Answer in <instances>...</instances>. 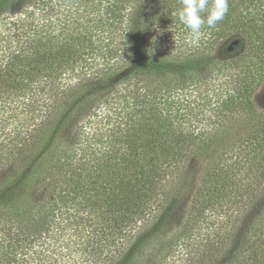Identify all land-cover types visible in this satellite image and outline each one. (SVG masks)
Masks as SVG:
<instances>
[{
    "label": "trees",
    "instance_id": "obj_1",
    "mask_svg": "<svg viewBox=\"0 0 264 264\" xmlns=\"http://www.w3.org/2000/svg\"><path fill=\"white\" fill-rule=\"evenodd\" d=\"M180 8L0 0V264H264V0Z\"/></svg>",
    "mask_w": 264,
    "mask_h": 264
},
{
    "label": "clouds",
    "instance_id": "obj_2",
    "mask_svg": "<svg viewBox=\"0 0 264 264\" xmlns=\"http://www.w3.org/2000/svg\"><path fill=\"white\" fill-rule=\"evenodd\" d=\"M228 11L229 0H181L178 20L194 37H199L202 26L216 27Z\"/></svg>",
    "mask_w": 264,
    "mask_h": 264
},
{
    "label": "rangeland",
    "instance_id": "obj_3",
    "mask_svg": "<svg viewBox=\"0 0 264 264\" xmlns=\"http://www.w3.org/2000/svg\"><path fill=\"white\" fill-rule=\"evenodd\" d=\"M255 99L257 102H262L264 99V87L257 92V94L255 95ZM261 104V103H260ZM183 204H181L180 206L182 207Z\"/></svg>",
    "mask_w": 264,
    "mask_h": 264
}]
</instances>
